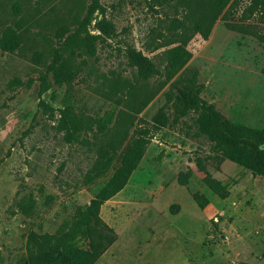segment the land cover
Here are the masks:
<instances>
[{"label":"rangeland","instance_id":"rangeland-1","mask_svg":"<svg viewBox=\"0 0 264 264\" xmlns=\"http://www.w3.org/2000/svg\"><path fill=\"white\" fill-rule=\"evenodd\" d=\"M99 3L82 30L85 41L71 42L56 30L63 24L76 30L91 0H0V40L9 29L21 35L15 50L0 44V264H28L32 234L67 230L138 138L147 140L142 161L100 210L117 238L97 262L264 264V201L249 196L248 171L222 174L212 153L208 171L232 189L220 208L196 166L212 143L198 133L197 113L178 117L173 105L177 86L195 75L201 97L224 117L264 128V19L252 10L253 0H229L219 14L214 0ZM179 47L188 59L172 74L170 52ZM132 50L158 72L141 76L129 59ZM56 71L65 79L58 82ZM161 113L165 126L155 123ZM179 138L197 146L185 185L192 206L181 216L178 204L168 209L163 201V191L186 170L165 162L189 153ZM240 179L244 189L235 187ZM194 194L213 196L219 208L210 219L179 227L205 209Z\"/></svg>","mask_w":264,"mask_h":264},{"label":"trees","instance_id":"trees-1","mask_svg":"<svg viewBox=\"0 0 264 264\" xmlns=\"http://www.w3.org/2000/svg\"><path fill=\"white\" fill-rule=\"evenodd\" d=\"M229 0H214V11L217 14L227 5ZM99 0H91L87 15L83 20L76 19L77 29L68 32L66 24L56 30L59 38L67 36L71 42L85 41L82 30L86 28L91 16L100 9ZM252 10H258L264 19V0H253ZM100 28L106 32L109 24L103 21ZM21 35L13 29L7 30L0 44L5 49L15 50L20 45ZM178 52V53H177ZM168 69L172 74L186 63L188 53L182 47L174 48L171 52ZM181 54V55H178ZM132 65H135L139 74L148 77L158 70L154 62L136 50L129 53ZM264 73V66L262 68ZM59 82L63 78L61 71L55 72ZM202 86L196 83L194 75L177 86V94L173 99L174 112L178 117H184L191 112L197 113L195 123L200 135L207 137L212 143L206 157H196L197 170L202 173V182L221 199L230 195L228 183H224L212 176L208 171L206 161L214 158L218 161V169L224 160H230L255 176L264 177V128H253L238 121L224 117L214 105L209 104L201 97ZM167 116L161 113L155 119L156 125L165 126ZM147 140L138 138L121 156L119 165L114 168L113 174L107 183L100 189L96 197L88 205L77 210V215L67 230L56 234H32V245L28 249V264H99L100 256L116 241V233L100 217L102 205L122 191L127 185L133 171L142 161L146 151ZM107 162V161H106ZM105 162V163H106ZM104 166L97 168L96 173H102ZM193 171L189 168L177 176L180 185H187ZM194 199L200 208L209 204V199L201 194H194ZM84 240V246L78 240Z\"/></svg>","mask_w":264,"mask_h":264},{"label":"crops","instance_id":"crops-1","mask_svg":"<svg viewBox=\"0 0 264 264\" xmlns=\"http://www.w3.org/2000/svg\"><path fill=\"white\" fill-rule=\"evenodd\" d=\"M180 139V138H179ZM180 145L184 144V147L187 148V151H189V153H187L186 155L182 154V152H180V154L176 153V154H170L169 156L171 157H168L165 162L167 165L169 166H173V165H176V164H183V168L185 169L186 167V170H188L189 168L193 171V174H194V169L193 167L191 166V164L188 162L190 157L192 156V154L190 153L191 151H193L194 149H196V144L192 141H188L187 139L185 138H181L180 139V142L178 143ZM163 145V144H162ZM227 161L228 160H224L220 166V173L222 174H225V173H228V175H232V174H235L234 172L236 173H239L241 172L243 169L242 167L239 168L240 170H237V171H234V167L230 166V164H227ZM188 162V163H187ZM237 165V164H236ZM184 170V171H186ZM247 171V170H246ZM182 172V171H181ZM180 173V172H179ZM178 173V174H179ZM247 173V176L249 177V180L248 182L246 183V185H248V193L249 196H252L254 197V200L256 202H260V201H264V177H261V176H255L253 175L250 171H248ZM177 174V176H178ZM193 176V175H192ZM216 179L226 183V179L224 178H221L219 176H214ZM245 183H244V179H240L237 183V185L235 187H239L241 186V188L244 189V187L246 186ZM179 187V188H178ZM208 189V188H207ZM210 190V189H208ZM211 191V190H210ZM229 191H230V195L225 198V199H220L221 201V206L220 208H222V206H225L226 204H229V200H230V197H231V192H232V189L229 188ZM212 192V191H211ZM213 193V192H212ZM163 194L165 195V197L163 198V201L165 202H168L169 201V204H168V209H170V205L172 203H176L180 206V211L178 213V215H182L185 211H187L185 209L186 206H192V203H191V197L188 195L187 193V189L185 188L184 185H180L177 181V177H176V180L174 181V184L173 186L171 185H168L166 187V190L163 191ZM214 194V193H213ZM216 195V194H214ZM206 197L209 199V204L205 207L204 211H202V213L199 215V217H197L196 214H194L193 216H190L188 217L189 218V221L188 220H184L182 221V223L179 224V227H186V226H189L190 223L195 219V220H199L198 222H202V221H205L206 220V215L208 216V219L211 218V214H213L214 211H216L219 207H217L214 203H212V198L213 196H207ZM221 212L224 213V210L221 209ZM214 219V218H213ZM214 221H217V218H215ZM178 227V228H179Z\"/></svg>","mask_w":264,"mask_h":264},{"label":"water","instance_id":"water-1","mask_svg":"<svg viewBox=\"0 0 264 264\" xmlns=\"http://www.w3.org/2000/svg\"><path fill=\"white\" fill-rule=\"evenodd\" d=\"M263 148H264V146H263Z\"/></svg>","mask_w":264,"mask_h":264}]
</instances>
